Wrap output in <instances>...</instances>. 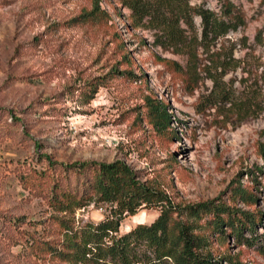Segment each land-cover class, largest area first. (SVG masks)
Returning <instances> with one entry per match:
<instances>
[{
	"label": "rangeland",
	"instance_id": "obj_1",
	"mask_svg": "<svg viewBox=\"0 0 264 264\" xmlns=\"http://www.w3.org/2000/svg\"><path fill=\"white\" fill-rule=\"evenodd\" d=\"M129 1L0 0V264H61L39 258L24 242L26 232L38 235L44 227L54 231L47 240L59 238L55 213L20 178L40 169L45 156L67 164L121 159L148 173L179 206L216 198L231 205L237 183L252 186L256 203L235 205L260 213L255 231L264 235V0H230L243 22L197 49L193 78L187 56L156 46L152 30L134 26ZM223 2L190 0L217 14ZM195 25L199 34V18ZM114 68L135 76L113 77ZM208 71L222 78L232 102L197 106L212 88ZM98 77L104 84L92 97L80 92ZM146 96L167 105L171 132L152 126ZM158 214L141 208L119 231ZM104 216L105 207L90 202L75 210L74 221L97 223ZM16 217L25 223L3 226V219ZM226 232L211 237L206 251L213 261L228 264L223 257L232 255L264 264V251Z\"/></svg>",
	"mask_w": 264,
	"mask_h": 264
},
{
	"label": "trees",
	"instance_id": "obj_2",
	"mask_svg": "<svg viewBox=\"0 0 264 264\" xmlns=\"http://www.w3.org/2000/svg\"><path fill=\"white\" fill-rule=\"evenodd\" d=\"M127 7L134 26H144L154 32L156 46L188 57L186 73L192 78L198 75L197 49L237 29L243 22L230 0H224L220 14L192 5L190 0H130ZM195 18L200 19L199 34ZM124 58L131 62L128 55ZM160 63L176 66V62L165 58ZM175 70L180 71L178 67ZM110 75L135 76L132 71L115 68ZM207 76L212 88L197 106L212 108L232 102L222 78L211 71ZM100 84H104L100 77L86 81L80 92L84 95L91 92L92 97ZM145 106L152 126L164 134L171 132L167 105L146 96ZM43 160L40 169L33 168L26 179L23 175L20 177L24 186L41 196L55 213L51 218L57 223L59 238L47 240L54 231L46 227L38 235L26 232V247L41 259L61 264H217L206 249L212 236L225 237L226 230L239 244L264 251V245L259 244L260 237L264 242V235H257L255 231L260 213H250L235 205L237 201L248 206L256 203L252 186L237 183L230 193L231 205L216 198L179 206L172 203L159 184L148 178V173L132 169L121 159L70 164L52 161L46 156ZM261 188L264 193V176ZM90 202L105 207L104 218L97 223L87 220L75 224V210ZM141 208H156L159 214L149 224L139 223L120 233L121 221L136 215ZM5 222L11 228H18L25 219H3V226ZM244 230L250 232L249 238L244 237ZM223 259L228 264H245L232 255Z\"/></svg>",
	"mask_w": 264,
	"mask_h": 264
}]
</instances>
